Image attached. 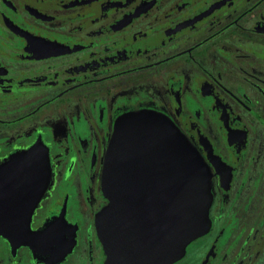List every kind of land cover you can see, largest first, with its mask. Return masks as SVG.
I'll return each mask as SVG.
<instances>
[{"label": "flooded vegetation", "instance_id": "1", "mask_svg": "<svg viewBox=\"0 0 264 264\" xmlns=\"http://www.w3.org/2000/svg\"><path fill=\"white\" fill-rule=\"evenodd\" d=\"M142 111L168 118L211 176V227L174 264H264V0H0V165L48 153L31 229L72 243L38 259L0 236V264H106V154L117 121Z\"/></svg>", "mask_w": 264, "mask_h": 264}, {"label": "water", "instance_id": "2", "mask_svg": "<svg viewBox=\"0 0 264 264\" xmlns=\"http://www.w3.org/2000/svg\"><path fill=\"white\" fill-rule=\"evenodd\" d=\"M48 153L32 148L0 165V236L30 247L38 259L63 260L62 227L31 229L51 180ZM109 204L97 227L106 264H174L211 227V176L178 128L149 111L120 118L102 177ZM72 242V241H71Z\"/></svg>", "mask_w": 264, "mask_h": 264}]
</instances>
